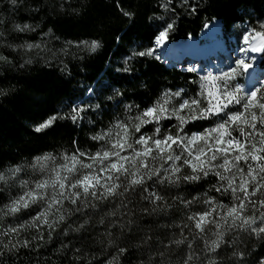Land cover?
<instances>
[{
    "label": "snow or ice",
    "instance_id": "1",
    "mask_svg": "<svg viewBox=\"0 0 264 264\" xmlns=\"http://www.w3.org/2000/svg\"><path fill=\"white\" fill-rule=\"evenodd\" d=\"M9 2L16 6L22 0ZM156 3L163 14L148 17L153 21L149 46L132 49L130 58L153 56L152 44L167 47L180 16H191L199 7L192 0ZM64 7L61 4L60 10ZM120 10L126 22L134 25L138 9L129 4L127 10ZM71 12L78 14L79 9L71 8ZM244 12L251 15L247 9ZM257 21L258 26L237 25L242 27L237 35L243 44H238L234 58L215 73L201 75L195 66L184 69L199 77L188 81L199 84L198 95H203L206 84L215 89L208 92L211 99L207 107H196L198 98L190 96L185 87L172 86L165 89V96L180 97L178 107L141 108L121 89H113L112 95L105 97L111 85L97 81L98 88L84 90L95 96L97 103L82 102L88 104L87 109L77 103L69 106L67 113L54 110L43 119L35 131L51 128L58 119L70 120L76 127L85 121L92 125L96 121L89 118L90 112L101 116L112 107L105 100L114 101L116 109L125 114L124 119L117 117L115 124L91 135V140L103 142L94 152L76 147L70 156L62 157L60 164L50 153L37 156L41 174L32 180L21 179L24 164L3 167L0 161V191L17 183L21 187L20 193L0 205V215L13 218L0 225V236L7 238L0 241V264H4L6 253L15 257L21 249L35 251L54 238L60 244L55 251L70 254L72 264H125L133 255L138 257L136 264H264V70L260 76H253L256 69L249 62L255 61L253 54L264 58V19L257 17ZM37 28L39 24H13V30L21 33ZM51 33L49 28L44 35ZM131 40L129 37V43ZM81 43L93 52L101 46L98 40ZM7 47L32 49L41 44L25 42ZM0 62L13 68L32 63L29 59L15 65L2 54ZM240 77L248 83H242ZM138 87L151 91L150 82L139 83ZM6 91L0 89V96ZM191 121H205L209 126L193 124L186 130L185 125ZM143 125L151 128L142 131ZM41 161L53 166L49 168ZM30 166L35 168L36 164ZM205 184L208 189L201 192ZM226 196H230L231 206L220 199ZM196 205L203 207L193 211ZM32 206L35 215L29 212L20 222L17 214ZM170 209L183 213L179 223L159 221L162 216H170ZM26 228L36 234L21 239ZM210 231L215 239L208 237ZM143 256L147 259L139 258Z\"/></svg>",
    "mask_w": 264,
    "mask_h": 264
},
{
    "label": "trees",
    "instance_id": "2",
    "mask_svg": "<svg viewBox=\"0 0 264 264\" xmlns=\"http://www.w3.org/2000/svg\"><path fill=\"white\" fill-rule=\"evenodd\" d=\"M192 2L199 4L196 13L180 16L175 30L170 34L169 42L178 43L198 38L206 28L205 25L216 21L220 22L225 37L240 39L236 33L237 25L258 26L257 17L264 19V0ZM61 4L65 5L63 11L60 10ZM129 4L133 9H138L134 25L126 22L127 18L123 17L120 10H127ZM71 8L79 9V13H72ZM245 9L251 15H246ZM161 14L163 10L158 7L156 0H119V7L118 0H22L16 6L9 0H0V19H3L0 31L4 33L0 37V54L7 56L15 65L24 64L29 59L32 61L31 64H24L23 68H13L0 62V89L7 90L5 95L0 96L2 166L27 164L37 156L49 153L54 156L71 155L76 147H81L84 151H95L99 142L91 140V135L101 132L103 127L113 123L117 117L124 116L122 111L116 109L114 101L105 100L112 107L106 108L104 115L89 113V118L96 121L92 125L82 122L80 127H76L70 120L58 119L49 129L37 132L35 128L48 115L54 114V110L67 113L69 106L86 97V88L99 87L97 81L111 85L104 93L105 97L112 95L113 89H121L140 104L141 108L154 105L164 97L165 89L172 86H183L190 96L197 97L200 92L199 84L188 83L193 79L198 80L197 76L169 69L154 56L130 58L132 49L144 50L141 45L149 46L153 21L148 17ZM14 23L39 24V28L21 33L13 30ZM49 28L52 33L45 36L44 33ZM239 29L242 30V27ZM125 32L129 33L128 37L124 36ZM129 37L132 38L131 43ZM91 40L100 41L101 46L96 51L80 48L82 41ZM25 42L41 44V47L33 50L7 47V44L20 45ZM151 47L154 48L155 44ZM125 61L128 63L125 64ZM260 66L264 67V58H261ZM124 67H129L131 71H117ZM142 82H150L151 91L138 87ZM146 91L148 94L145 96ZM89 101L98 102L95 96L89 98ZM204 107L207 105L202 108ZM172 123L175 124L174 121ZM201 123L209 126L205 121H191L185 125V129ZM149 128L151 125L143 127L142 131ZM192 131H196V128L193 127ZM73 140L78 143L73 144ZM207 189L208 184H205L201 192ZM9 196H13L10 189L0 191V205L6 203ZM33 208L35 206L17 214L21 218L20 222L27 219L29 212L35 215ZM169 212V217L162 216L159 221L171 223L175 220L179 223L183 213L174 209ZM9 220L13 218L0 215V225ZM34 234V229L26 228L21 232L20 238L30 239ZM6 240L7 238L0 236V241ZM198 243L203 246L201 242ZM59 246V241L54 238L53 242L35 251L21 249L17 256L6 253L2 259L4 264H72L70 254L65 256L55 251ZM261 248L264 249V245ZM139 258L147 259L146 256ZM137 259L135 255L130 256L125 264H136Z\"/></svg>",
    "mask_w": 264,
    "mask_h": 264
},
{
    "label": "rangeland",
    "instance_id": "3",
    "mask_svg": "<svg viewBox=\"0 0 264 264\" xmlns=\"http://www.w3.org/2000/svg\"><path fill=\"white\" fill-rule=\"evenodd\" d=\"M240 31H242L241 29H239V28H237L236 29V33H238V32H240ZM201 35V34H200ZM200 37V36H199ZM197 39V38H196ZM219 43H220V45L223 47V49H224V54L226 53H228V54H230V55H233L234 54V49H236L237 48V46H238V44H243V41H242V39H236V38H233V37H225L224 36V34H223V32L221 31V28H220V30H219ZM188 41V40H187ZM183 42H185V41H181V43H183ZM255 42V41H254ZM180 43V42H179ZM218 43V44H219ZM166 44H167V48H169L168 50H167V52L166 51H163V48H161V47H158V46H156L155 45V47H154V49H155V54L153 55L154 57H157V56H159L160 57V59H159V61L161 62V63H163L167 68H169V69H176V70H178V71H180V72H182V73H187L186 71H184V69H186L187 67H190L191 65H189L188 63L189 62H187V61H185L184 63H182L181 64V62H179V61H181V60H179L180 58H182V56H183V54L182 53H179L180 54V56L179 57H177L176 58V61H175V59H173L172 61L173 62H178V63H173V62H169L166 58H167V56L169 55V53H172V55H173V53H176V45H177V43H171V42H169L168 40L166 41ZM209 44V40H203V42L201 43V48L204 46V45H208ZM199 47V48H200ZM80 48H82V49H90V47H86V46H84L83 44L80 46ZM33 49H36V48H32V50ZM195 52V51H194ZM200 52H202V51H200ZM222 52V53H223ZM195 53H197V52H195ZM194 53V54H195ZM188 53H186V55H187ZM236 54V53H235ZM189 56H190V58L192 57L191 56V54H188ZM216 57H218V55L216 56ZM193 58V57H192ZM191 58V59H192ZM219 58H222L221 60L219 59ZM219 58L217 59H212V58H210V59H208V61H206V67H205V70H203V69H201V65H194L193 63H192V66H195L198 70H201V75H204V74H206L208 71H212L213 73H215L216 71H217V69L218 68H222V67H224L225 65H227L228 63H229V60H230V58H231V56L230 57H228L227 59H223V55H221L220 54V56H219ZM219 62V65H217L216 66V68H214L213 67V62ZM249 62H251V63H253L254 64V67H255V69H256V71H255V73L253 74V76H255V75H259L260 74V72H261V70H264V67H262V66H260V62H261V56L259 55V56H257L256 57V59H255V61H249ZM184 64V65H183ZM186 64V65H185ZM198 77V76H197ZM249 79H251V77H249ZM198 80H199V77H198ZM240 80H241V82L242 83H248V80H246L245 79V77H240ZM200 87V86H199ZM258 87H259V85H258ZM209 91H215V89H213L212 88V86H211V84H206V87L204 88V90H203V95H198L197 96V98H198V100H199V104H198V106H196V107H199V108H202L204 105H207L208 106V103H209V99H211V97H209L208 96V92ZM93 95H91L90 93H87V95H86V97L84 98V99H82V100H79L77 103L78 104H80V106L82 107V108H85V109H87V106H88V104L87 103H82V102H90L89 101V98H91ZM180 98L179 97H174V96H165L164 95V97H162V99H160L158 102H156L155 104H154V106H157V107H168V108H171L172 106H177L178 107V102L180 101L179 100ZM214 102V101H213ZM76 103V104H77ZM185 112H187L188 111V109L186 108L185 110H184ZM135 113H133V115H134ZM125 118V114H124V116L122 117V118H120L121 120L122 119H124ZM172 121H174L175 123H176V120L173 118V120ZM86 122V121H85ZM115 122H116V119L114 120V122L113 123H111V124H109L107 127H103L102 129H101V131L102 130H106L109 126H111V125H113V124H115ZM167 121H164L163 123H166ZM145 126H147V125H143L142 126V128L143 127H145ZM233 135H238V132H233ZM100 143H103L102 141L101 142H99V144ZM96 151V150H95ZM87 152H94V151H91V150H87ZM53 157H55V163L56 164H60V163H63V160H62V157L64 156V155H62V156H54V155H52ZM70 156V155H69ZM81 159H84V158H81ZM88 161L87 160H85V163H87ZM41 163H45L46 164V166L47 167H49V168H51L53 165H52V163L51 162H44V161H41ZM31 164H36V167L35 168H33V167H31L30 165ZM25 165V168H24V171L20 174V177H21V179H24V180H32V179H34V178H36V177H38L40 174H41V169H40V164H38L37 162H36V160H34L33 162H30V163H27V164H24ZM77 167H79V165L77 166ZM81 171L82 172H86V171H88V169H81ZM186 171H190V169H186ZM10 192H12V195L13 196H15V195H17L18 193H20L21 192V187H20V185H19V183H17L15 186H13V187H11L10 188ZM210 195H218V194H215V193H209ZM221 200H222V202L224 203V204H226V205H229V206H231V200H230V196H226V197H222V198H220ZM203 206L202 205H196V206H194L193 207V211H196V210H200L201 208H202ZM208 237L210 238V239H215V237L212 235V232L210 231L209 233H208ZM199 242H201L202 244H203V241L202 240H198Z\"/></svg>",
    "mask_w": 264,
    "mask_h": 264
},
{
    "label": "bare ground",
    "instance_id": "4",
    "mask_svg": "<svg viewBox=\"0 0 264 264\" xmlns=\"http://www.w3.org/2000/svg\"><path fill=\"white\" fill-rule=\"evenodd\" d=\"M221 28V24L220 22L216 21L208 26H206V28L202 31L200 37L196 38H191L188 41H185L183 43H177L176 45V53H169V55L167 56V60L169 62H173L172 60L180 56L179 53H182L183 56L182 58H180L179 62L184 63L185 61L189 62L188 64L192 66V63L194 65H201V69L205 70L206 67V61H208V59L212 58V59H218L220 54L223 55V59H227L228 57L231 56V58H234V56L236 55L235 53L233 55L230 54H224V49L223 47L220 45L219 43V30ZM222 31V30H221ZM203 40H209V44L208 45H204L202 48L201 43L203 42ZM219 43V44H218ZM200 47V48H199ZM169 48L164 47L163 51L168 50ZM197 53H195V52ZM202 51V52H200ZM223 52V53H222ZM191 54V57L187 54ZM195 53V54H194ZM218 55V57H216ZM255 57L259 56L258 54H253ZM220 60L222 58H219ZM173 63H178V62H173ZM184 65V64H183ZM186 65V64H185ZM219 65V62H213V67L216 68V66ZM262 72V70H261ZM261 72L259 75H255V76H260Z\"/></svg>",
    "mask_w": 264,
    "mask_h": 264
}]
</instances>
